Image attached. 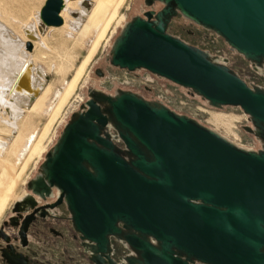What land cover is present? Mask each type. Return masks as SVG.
I'll list each match as a JSON object with an SVG mask.
<instances>
[{
    "label": "water",
    "instance_id": "1",
    "mask_svg": "<svg viewBox=\"0 0 264 264\" xmlns=\"http://www.w3.org/2000/svg\"><path fill=\"white\" fill-rule=\"evenodd\" d=\"M144 4L161 7L120 26L111 64L148 70L211 108L239 107L259 147L159 100L89 89L27 188L41 197L56 190L94 264H118L111 237L128 251L120 264H264V86L167 31L180 16L212 32L264 80V0ZM61 7L45 0L46 26L62 23Z\"/></svg>",
    "mask_w": 264,
    "mask_h": 264
},
{
    "label": "rangeland",
    "instance_id": "2",
    "mask_svg": "<svg viewBox=\"0 0 264 264\" xmlns=\"http://www.w3.org/2000/svg\"><path fill=\"white\" fill-rule=\"evenodd\" d=\"M43 2L44 0H0V26L5 29V32L2 33H6V36L11 39H20V31L22 24L28 21L29 19H32V15L40 10L41 6L43 5ZM108 7V9L106 8L102 11L103 16L100 18L98 24L92 28V30H94L95 32L99 31L105 18L109 15L111 6L109 5ZM160 7L161 6L159 4H155L151 9L157 11L160 9ZM145 10H147V8L143 5V0H125L123 4L119 7L115 19L108 28L104 38L100 41L99 46L96 48V52H94V56H92L91 61L88 63V65H86L68 102L66 103L54 123L51 125L49 131L47 132L42 142L43 151L40 155L37 154L38 156H34V158L30 160L26 170L18 179L15 189L13 191L14 196L24 190L26 181L35 174L37 167L40 164L45 152L50 149V147L55 143V140L58 137L60 131L62 130L63 125L68 121L70 115L73 112L77 111L80 105L86 100L87 87L89 86V84H92L96 88L104 90L108 93H111L115 87L120 86L116 78L114 81L109 80L107 78H98L94 75V70L96 67H101L103 65V57L105 53L108 52L110 43L118 34L120 25L124 21L129 20V18L133 15L141 14ZM84 21L85 19L82 20V22L80 23L81 25L79 24L78 27H76V30L73 31V34L70 37H67L65 31H62L59 28H51L50 30H46V38L48 39H46V42H50L48 43L50 53L48 54L49 60L47 61V64H42L41 69L43 70V73L45 75L44 85L49 86V91L51 93H48L42 110L39 112L32 113L31 121L33 122V127L30 133L23 136L22 141H20L21 143L19 147H21V150L24 149V145L26 142H29L31 145L37 139L36 136L40 134L44 124L48 120V113L49 110H51L50 108H52V106L56 102V95H54V91H57V93H59L64 89L67 82L71 79V76L74 74L77 67L81 64L84 57L87 56L92 47L96 34L95 32L92 33V31L89 33L82 32ZM182 21L183 20L180 16L174 18L168 27L169 33L177 35L178 37H185L186 34L181 28ZM212 36L215 35L212 33ZM217 38L219 46L223 48L225 47L226 50H228L223 40L219 37ZM32 49L33 46H31L30 51H32ZM58 52L59 55L60 53L68 54L66 55V60L64 59L65 61H67V63H64L66 67H68L67 71H65L63 75H59L58 73H56L53 69H51L50 66V64H55V62L59 60L57 54ZM228 56L230 60H233V62L237 65L236 69L240 73H252L248 63L243 60L240 56L235 53H228ZM54 60L55 62H52ZM105 74L109 76H115L120 75L121 72L106 68ZM249 79H251V82L255 84L264 86V80L259 76L250 77ZM169 89L171 93L167 96L166 99V103L169 108L173 109L177 113L185 114L192 118H195L201 124L218 131L222 135L233 140L241 146L252 147L254 149H257L259 147V144L254 139L253 135L247 133L243 129V126H250V123L247 120V116L242 112L239 107L226 106L221 109L211 108L207 106L206 103L203 102V100L198 97L190 96L185 89L175 84L169 85ZM23 113L25 114V112ZM213 114L223 116L227 120H229L231 122L230 130L232 131L226 130L223 126L219 124H214L210 122L209 117ZM13 132L15 133H13L10 139H6L5 135L3 136L2 139L6 141V147L4 146V148L0 152V159L6 160L11 163L9 173L6 176V181L9 180L11 175L16 174V172L19 171L22 165L21 157L18 156V159L16 156V146H11L14 138L16 137V134H18V130ZM10 151H12V153L15 155L12 156ZM12 199L9 200V203L7 204L6 208L3 209L0 214V224L2 223L4 217L7 215V210L12 202Z\"/></svg>",
    "mask_w": 264,
    "mask_h": 264
},
{
    "label": "bare ground",
    "instance_id": "3",
    "mask_svg": "<svg viewBox=\"0 0 264 264\" xmlns=\"http://www.w3.org/2000/svg\"><path fill=\"white\" fill-rule=\"evenodd\" d=\"M124 1L62 0V7L59 11L62 23L59 26H46L40 18V8L35 14L32 13V19L22 24L20 39L7 37L6 33H2L5 32V29L0 26V152L6 142L2 139L3 136L5 135L6 139H10L13 133H15L13 131L18 130V134H16L11 146H16V156L22 159L19 171L11 175L7 181L6 176L9 173L11 163L0 159V214L10 200L17 181L26 170L28 163L34 156L40 153L42 142L47 132L68 102L86 65L94 52H96V48L104 38L117 15L119 7ZM109 5L111 6L109 15L105 18L99 31L95 32L92 28L98 24L100 18L103 16L102 11L106 8L108 9ZM84 19L82 32L89 33L92 31V33L95 32L96 34V36L94 35L95 39L92 47L64 89L59 93L54 91L56 102L50 108L48 120L44 124L40 134L36 136L37 139L31 145L29 142H26L24 149L21 150V147H19L20 141H22L23 136L30 133L33 127V122L31 121L32 113L42 110L48 93H51L49 86L44 85L45 75L41 69L42 64H47L49 60L48 54L50 53L48 47V43L50 42H46L48 40L46 38V30L59 28L65 31L67 37H70ZM31 46H33L32 51H30ZM57 54L59 60L55 58L57 61H52L55 64H50V66L56 73L63 75L68 67L64 63H67L65 58L68 54L60 53L59 55V52ZM209 121L223 126L228 131H232L230 130L231 122L223 116L210 115ZM10 153L12 156L15 155L12 151Z\"/></svg>",
    "mask_w": 264,
    "mask_h": 264
},
{
    "label": "flooded vegetation",
    "instance_id": "4",
    "mask_svg": "<svg viewBox=\"0 0 264 264\" xmlns=\"http://www.w3.org/2000/svg\"><path fill=\"white\" fill-rule=\"evenodd\" d=\"M143 5L145 6L144 0ZM145 7L147 10L132 17L138 15L143 18L144 13L147 11L156 12L151 9L153 5ZM184 23L182 21L181 28L186 35L185 37L179 36L182 40L200 49L208 50L212 54L226 57L229 66L247 82H251L250 77L258 76L253 72L251 74L240 73L236 69L237 65L228 56V53L233 52L226 50L225 47L219 46L218 38L212 36V33L198 26ZM115 38L110 43L109 50L103 57V65L95 68L94 75L98 78H107L112 81L116 78L120 86L115 87L114 90L131 91L138 93L146 99L159 100L167 105L166 99L171 93L169 85L173 84L172 82L160 78L145 69L129 71L126 68H119L111 64L110 49ZM106 68L116 70L121 72V74L109 76L105 74ZM89 89H97L105 92L92 84H89L87 87V93ZM114 90L109 94H112ZM118 145L122 146L121 143H118ZM42 151L43 147L38 155ZM43 160L44 156L35 174L26 181L24 190L15 196L13 192L10 198V200L13 198L12 202L7 210V215L0 224V264H94L90 260L89 253L81 246V240L71 226L69 211L66 210L62 203L56 204V190H53L50 196L41 197L27 188L28 182L37 174L38 168ZM119 225L122 224L119 223ZM110 242L112 247L111 258L120 264L119 257L127 254L128 251L112 237Z\"/></svg>",
    "mask_w": 264,
    "mask_h": 264
}]
</instances>
